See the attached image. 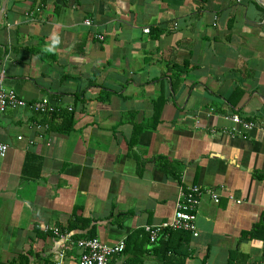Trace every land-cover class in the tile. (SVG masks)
I'll use <instances>...</instances> for the list:
<instances>
[{"label":"crops","instance_id":"0c3cea01","mask_svg":"<svg viewBox=\"0 0 264 264\" xmlns=\"http://www.w3.org/2000/svg\"><path fill=\"white\" fill-rule=\"evenodd\" d=\"M2 4V83L25 104L0 113V264H78L89 233L125 239L108 264H162L144 227L192 185L197 235L162 233L190 234L184 264H264V0Z\"/></svg>","mask_w":264,"mask_h":264},{"label":"built area","instance_id":"2783aa9c","mask_svg":"<svg viewBox=\"0 0 264 264\" xmlns=\"http://www.w3.org/2000/svg\"><path fill=\"white\" fill-rule=\"evenodd\" d=\"M85 25H90L89 19L84 20ZM145 32H148V28H144ZM101 39L102 36L98 35ZM2 72H0V113H2L8 107H17L24 105V101L20 100L13 89H5L3 86ZM31 108L38 112L53 111L52 106L47 98H42L30 105ZM229 119L234 123L240 124L246 129L254 127L253 121L244 119L237 113H231ZM7 144L0 142V156H4L7 151ZM202 190L196 185L187 187L185 190L180 191L178 200L175 204V208L172 217L169 220H165L156 225H146L144 227L148 234L150 242H154L157 235L163 232L165 229H181L192 232L193 235H197L195 219L196 209L200 203V197ZM210 195L213 201H218V194L210 191ZM52 233L59 235L66 239V234L61 232L58 227L52 228ZM80 247V254L78 257V264H108L110 258L114 254H119L125 247V239H121L113 244H109L101 241L97 237L81 238L76 241ZM60 264V263H58Z\"/></svg>","mask_w":264,"mask_h":264},{"label":"trees","instance_id":"16d2710c","mask_svg":"<svg viewBox=\"0 0 264 264\" xmlns=\"http://www.w3.org/2000/svg\"><path fill=\"white\" fill-rule=\"evenodd\" d=\"M242 95H243L242 89L236 87L230 93L228 100L232 104H236L238 102V100L242 97ZM53 115L57 116L60 114L56 112ZM62 116L64 117L63 120L68 121L67 123H69V125H70V122H72V120H73L72 113L66 111V115L64 114ZM150 126H151L150 128H154L155 124L150 125ZM134 127H135L134 134H138L140 132V130L146 128L144 125H134ZM65 129L69 130V126L66 127ZM253 232L254 233L250 234L249 236H251V237L257 236L256 233L258 232V230L253 231ZM162 233L163 232H160L157 235V238L154 241L155 246L151 249V252L161 258L162 264H184L185 258H186V247L185 246H186V242H187L190 234L188 232H185V231H177L176 233L181 236L182 240H179L178 242L175 243L172 240L173 238H171V237L165 238L162 235ZM90 237H92V235L89 233L84 238H90ZM72 239H76V238H72ZM126 250H127V247L125 245L123 251L119 254H125ZM136 262H138V264H142L141 259H129L128 263L133 264Z\"/></svg>","mask_w":264,"mask_h":264},{"label":"water","instance_id":"95a60500","mask_svg":"<svg viewBox=\"0 0 264 264\" xmlns=\"http://www.w3.org/2000/svg\"><path fill=\"white\" fill-rule=\"evenodd\" d=\"M3 9H4V5L2 4V10L0 12V16H1L2 12H3Z\"/></svg>","mask_w":264,"mask_h":264}]
</instances>
